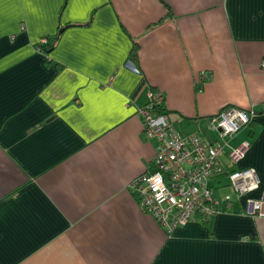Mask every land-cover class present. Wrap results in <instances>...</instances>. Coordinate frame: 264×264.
Here are the masks:
<instances>
[{
  "label": "crops",
  "instance_id": "crops-1",
  "mask_svg": "<svg viewBox=\"0 0 264 264\" xmlns=\"http://www.w3.org/2000/svg\"><path fill=\"white\" fill-rule=\"evenodd\" d=\"M64 3L0 0V264H264V216L224 200L226 174L218 213L171 235L132 187L157 151L138 113L157 89L176 128L210 142L212 115L254 110L231 140L246 155L223 162L255 168L264 195V0ZM68 24L83 26L56 38Z\"/></svg>",
  "mask_w": 264,
  "mask_h": 264
},
{
  "label": "built area",
  "instance_id": "built-area-1",
  "mask_svg": "<svg viewBox=\"0 0 264 264\" xmlns=\"http://www.w3.org/2000/svg\"><path fill=\"white\" fill-rule=\"evenodd\" d=\"M47 40L42 38L40 43ZM264 67V62L262 63ZM203 80L210 75L204 73ZM165 96L151 90L149 101L138 107L145 136L157 142L152 169L132 181L139 202L171 235L176 229L194 219L206 221L219 211L220 201L211 181L226 174L229 186L238 197H246L247 212L264 216V195L254 198L251 193L260 187L261 179L253 167L228 170L223 158L239 162L251 146L249 140L232 146L231 140L248 125L254 110L227 106L209 118L219 139L210 142L200 133H183L160 111ZM231 195L224 200L231 201Z\"/></svg>",
  "mask_w": 264,
  "mask_h": 264
},
{
  "label": "trees",
  "instance_id": "trees-1",
  "mask_svg": "<svg viewBox=\"0 0 264 264\" xmlns=\"http://www.w3.org/2000/svg\"><path fill=\"white\" fill-rule=\"evenodd\" d=\"M66 3H67V0H65V3H64L63 8L65 7ZM63 8H62V10H63ZM170 14H171V13H170ZM170 14H168V16H166L164 19L160 20L158 23L152 25L151 27H155L156 25H158V24L164 22V21L169 17ZM92 18H93V17H92ZM91 20H92V19H91ZM91 20L89 21L88 24H90V23L92 22ZM88 24H85V25H88ZM70 26H83V25H71V24L64 25V26H62V27L59 28V31H58V33H57V35H56V38H59L61 32H62L64 29H66V28H68V27H70ZM47 42H48V41H47ZM54 47H55V43L48 42V43H46V44H42V45H41V50L44 51V52H46L47 54H49V53H51V52L53 51ZM139 47H140V46H139L138 43H134V44H133V47H132V50H131V53H130V59H132L133 61H138V58H139V56H138ZM152 90H153V91H156L157 89H152ZM160 111H161L162 113H166L164 103L161 105V107H160Z\"/></svg>",
  "mask_w": 264,
  "mask_h": 264
},
{
  "label": "rangeland",
  "instance_id": "rangeland-1",
  "mask_svg": "<svg viewBox=\"0 0 264 264\" xmlns=\"http://www.w3.org/2000/svg\"><path fill=\"white\" fill-rule=\"evenodd\" d=\"M229 189H230V190H229ZM227 190L230 191V192L225 193V195H226V194H227V195H228V194H229V195H234V192H233L231 186H230L229 188H226L225 192H226Z\"/></svg>",
  "mask_w": 264,
  "mask_h": 264
}]
</instances>
